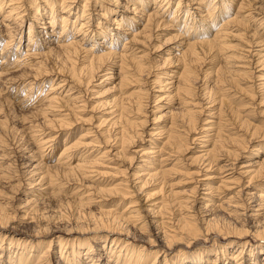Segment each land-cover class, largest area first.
I'll return each mask as SVG.
<instances>
[{"label": "rangeland", "instance_id": "374dc122", "mask_svg": "<svg viewBox=\"0 0 264 264\" xmlns=\"http://www.w3.org/2000/svg\"><path fill=\"white\" fill-rule=\"evenodd\" d=\"M23 1L24 17L17 19L16 22L8 21L13 26L15 25L14 29H8L7 24L0 23V65L4 56L2 50L10 39L13 40L11 48L7 49L10 53L9 59L13 61L17 55H21L24 58L23 60L29 63H22L18 68L7 71L9 73H5L4 78L0 79V254L3 257L0 259V264H14L19 260L16 252L17 246L14 244L19 239V242L34 243L31 250L27 248L29 258L33 255L38 257L44 253L43 259L38 261L39 264H67L66 259H63L59 253L62 249L61 243L67 246L64 247V251L69 250L70 252L71 247L81 248V256L74 261L76 264H115L117 256L112 254L113 252H109L112 237L106 239L107 234L103 233L104 239L92 240L91 238V243L95 244L92 246L93 252L85 255L87 252L86 241L91 235L89 233L94 229L91 227L94 226L96 218L101 217V215L104 216L102 213L105 209H113L117 213L126 214L123 210L125 205L129 204V200H136L134 206L140 212L139 221H147V226H145H151V228H138L140 225H134L137 222L126 221L124 225L126 228L129 227L127 232L131 236L130 242L140 246L144 244L142 241H146V246L150 250L156 251L159 249L161 256L158 264H164V258L170 259L171 264H197L199 261L196 258L199 257V251L202 250L204 255L199 258L208 259V261L205 260L204 264H212V261L216 259L215 264H234L228 256L223 254V251H225L223 248L229 249V252L225 253L230 256L233 252L241 251L240 245H244L246 242L264 245V239L257 240L256 236L251 234L253 233V224L264 218V214L262 216L256 214L258 207L254 206L258 202H264V196L261 195L264 193V176H259L252 180L251 184H248L247 174L242 173L243 170L247 169V167L242 166L249 162L253 163L255 159L261 160L264 156V90L260 86L264 79L257 77L260 74L264 75V66L253 68V71L250 72L251 69L246 68L250 66L246 60L243 63L235 62L236 66H234L232 62L235 60L231 59L232 61L228 62L227 67L224 60L220 56H216L218 53L203 54L201 56L203 61L201 60L196 66H193L195 70L193 69L194 72L192 73L195 74L193 76L195 81L193 80L192 92L194 91L193 93L196 94V102L198 101L199 104H203L207 108L203 113L198 114L196 121L201 123L202 120V123H204L203 119L208 118L207 121L218 122V119H220L216 128L220 129L219 136L223 141L222 146L219 145L208 158L195 157L199 154L198 150H202L201 147H197L200 142L196 141L194 143L189 141L188 137L181 138L178 135V140L176 136L175 140L180 145V150L178 149V153L172 152L173 155L178 154L177 159L174 160L172 156L171 159L161 164H159V161L142 163L140 154L134 153V151L151 144L148 140L151 137L145 132H150L151 127L157 126L153 123L159 116L163 117L159 119H162L161 121L166 125V128H164H169L166 130L168 133H165L163 137L174 130L178 132V128L174 130L170 128L172 117L179 116L182 109L188 108L183 99L186 100L191 97L183 91L176 93L173 90L175 86L172 87V83L167 85L166 83L171 81L167 74H161L162 79L168 78L165 84L161 85L160 82H156L158 72L178 71V68L181 67L177 56L179 55L177 54L178 50H176L179 49L177 47H179L181 39L174 37L176 31L166 28L163 24L153 31V35L150 36L151 39L147 43L140 42L142 46H134V48L138 47L137 51L131 50L128 55L131 58L133 57V60L130 61L128 58V62L125 60V65L121 62L123 59L111 60L106 69L103 68L98 71L95 67L92 70V66L89 65L92 52L104 51V45L108 46L110 44L108 42L110 36L103 38L102 35H98L97 37H91L87 42L82 40L81 46H79L81 51L75 57L76 59L66 60L64 55L60 53V42L65 40L66 37L69 40L73 34L65 37H63L64 35L60 36L61 25L55 26L53 31L50 29L52 31L50 34H45V30L42 28L44 26L43 20L37 18V15L46 19L48 8L42 0H38L37 4L41 5V9H39L41 14L36 15L31 0ZM95 1L91 0V3L88 4L90 18L82 19L89 21L86 29L96 30L99 18L100 22L106 23L115 32L114 27L116 25L112 24L110 19L115 14L110 13L106 20V18L99 15L102 9ZM244 1L259 4L264 0ZM84 2L85 0H75L73 2L69 21L77 19L82 9V6L78 8V5H83ZM154 6V4H150L145 9L146 12H152ZM43 7H45V12ZM245 9L247 8H243L242 11ZM4 13V10H1L0 19H2ZM58 13L60 19L64 13H62V8H59ZM257 18L260 19V17ZM141 22L144 21L140 20ZM31 23L37 31L40 30L34 37V43H37L38 52L41 53L39 55H27V48L35 47L29 45V25ZM246 24L242 26L243 29L240 27L242 31H239L238 27L232 28L234 36L229 37L228 41L233 45L230 49L231 53H237L235 50L236 44H240L247 33H254L253 30H257L259 21H247ZM242 32L243 34H241ZM258 32L262 33L259 30ZM12 35H14L13 38ZM74 36L78 39L81 38V35H77V33ZM262 36H259L260 39H264V33ZM16 37L18 38L15 40ZM129 37L130 34L123 35L114 48L117 51H122L125 40ZM91 47H93L91 52H88ZM31 51L29 50V52ZM141 54L143 57H137ZM168 57L170 59L166 61ZM135 60L137 63L139 60L144 63V70L138 69ZM237 66L244 68L236 71L238 70L235 68ZM230 69L234 72H230ZM125 72L130 73V76L126 75L127 78H122ZM120 78L122 79L120 80ZM175 79L176 77L173 80ZM217 80H223V82L215 84ZM160 85L163 87H159ZM222 88H226L228 91H221ZM171 90L173 91L171 92ZM49 91L53 92L58 98L57 102L51 104L48 99H38L48 94ZM132 91L137 93L132 94ZM26 92H31V102L23 100ZM226 95V99H220V96ZM213 100L215 101L212 102ZM139 101H143L146 108L144 107L143 110L141 109L142 111H138L136 115L134 112L137 111V102ZM220 104H222V107L219 110ZM213 108H216L213 110L216 113L213 116H208L209 110ZM132 113L135 119L144 120V124L141 123L143 126L141 130L144 131L143 135L139 134L140 136L133 139L135 140L134 143L140 146L136 147L134 143L128 144V141L126 142V138H124V144H127L124 145L123 149H120L119 158L111 161L113 163L109 164L107 163L109 161H107L102 166L100 165L101 170L111 172L108 178L93 176V173L82 170L66 171L62 168V166L67 165L64 162L65 159L61 160L62 151L65 147H71L76 140H79L83 132L92 131L90 132L92 136L86 139L87 141L90 138V140L94 139L97 135V139L101 141L108 137V141L111 140L110 143L108 142L110 145L113 142L112 139H115L116 133L121 130L122 126H125L127 114L129 115L126 119H134L130 117ZM122 114H124V118L119 117L120 115L122 117ZM61 119L71 123L69 124L70 127L62 130V127H59L62 123ZM126 126L129 125L126 124ZM129 129L132 132L135 131L130 126L128 132ZM43 131L46 133L43 135L44 137L49 135V137L55 139L56 147H51V149H54L53 151H43L37 146L36 139ZM206 138L208 139V136ZM117 140H120L119 134ZM157 141L155 142L161 147L162 144ZM114 143L111 145H114ZM115 146L117 145L115 144ZM189 146L193 147L190 152ZM259 148L260 151L255 150ZM88 149L94 151L95 147ZM155 149L158 150V148ZM164 149L165 152L162 151L163 153H161L160 151V154H155V156L160 157L161 154L164 157L168 156L166 152L169 148L166 149L165 147ZM78 151L75 147L69 149L68 153L72 154L73 157L71 164H76L80 159L81 151ZM97 153V151L92 152V157H96ZM204 159L212 161L210 169H207L206 165L203 166ZM149 161H152V159L150 158ZM148 164L159 168V173L163 174L161 176L164 177L163 183L153 182L151 179L147 180L146 175L140 176V171H143V168ZM231 164H235V166H230ZM204 167L205 170H202L199 174L196 173L199 168L203 169ZM226 167L231 169L228 172L234 171V177L240 180L227 183L220 182V179H224L228 173H220L226 170ZM165 169L167 172L164 174L162 170ZM204 173L209 174L208 176L212 178L209 180L204 178L206 176ZM123 179L129 181L124 183ZM144 180L147 183L142 186V190L137 188L144 184ZM197 180H199V184ZM111 181L112 184H110ZM203 181L211 183L214 188L212 196L206 194L208 191L203 188L205 185H200ZM197 184L198 189L194 188ZM161 185H163L162 188ZM198 190L200 191L198 192ZM122 191H129L130 194H127L126 198H122ZM185 198L190 199V205L193 204L192 209L181 208L183 205L180 206L182 203L180 201ZM205 199H211L212 202H208V200L206 202ZM204 201L209 204L206 209L202 208V202ZM160 202L169 203L164 204L167 208L163 206L155 215L150 210L154 207L151 203ZM219 202H224V205L227 206L219 207L216 205ZM169 208L170 212L172 211L173 213H171L177 216L188 212L187 209L195 212V226L199 230L201 229L200 231L196 230L197 237H191L194 236L195 231L192 233V230L190 232L184 230L185 233H179L178 236L172 237L174 239H171L170 243L164 239L162 230L158 233V229L150 225L152 220H161L160 217L164 215L166 217H163L164 220L166 219L165 221L171 220L169 219ZM156 209L155 207L154 210ZM208 209L215 212L219 211L214 223L208 228H204L206 224L204 223L205 211ZM230 211L237 215L234 216L233 214L234 217H228L227 212ZM249 216L251 217L249 218ZM182 220L183 218L178 220V223ZM166 225L169 224L166 223ZM212 226L213 228H211ZM262 230L264 231V228ZM228 231H235L236 234L227 233ZM239 233H241V236L238 238L236 235ZM11 240H13L12 244ZM49 243H51V249L47 250ZM153 246H155V249ZM113 247H115V244ZM248 253L241 255L243 257L242 261L244 262L246 259L248 262L245 261V264H251L252 261V256L250 257ZM192 259L197 263H193ZM11 260L14 261L11 262ZM234 260H237V258ZM263 260L264 248L260 251L258 264H262ZM72 261L70 260L69 263Z\"/></svg>", "mask_w": 264, "mask_h": 264}, {"label": "bare ground", "instance_id": "6f19581e", "mask_svg": "<svg viewBox=\"0 0 264 264\" xmlns=\"http://www.w3.org/2000/svg\"><path fill=\"white\" fill-rule=\"evenodd\" d=\"M37 1L38 0H31V3L34 4L33 7H34V12L36 15L41 14L39 11V9H41L40 8L41 5L37 4ZM74 1L75 0H42V2H44V5H46V8H48V11L46 10V14H48V15H47L46 19L41 18L40 15H37V18L43 20L44 26L42 28L45 30V34H50L53 31V29L55 28V26H59V25H61V35L60 36L64 35L63 37H65L67 35L73 34V35H71V38L69 40L66 37L65 40H61V42L59 41L61 43L60 53L62 55H64L66 60H70V61L74 60V58L76 56H78V53L81 51V48H79V46H81L82 40H83V42L84 41L87 42L88 40L91 39V37L93 38V36L97 37L98 35H102L103 38L110 36V38H109L110 40L108 41L110 44L108 46L104 45V48H105L104 51L92 52V58L89 61V65L92 66V70L95 67L98 71L99 70L101 71V69H103V68L106 69V66L110 65L111 60L114 61L116 59H123L121 61L123 65H125L126 62H128L127 61L128 58L130 59V61L133 60L132 59L133 57L131 58L128 55L130 54L131 50L135 51V52L137 51L138 47L134 48V46L140 45V42L147 43L149 41V39H151L150 36L153 35V31L155 29L159 28L163 24L166 28L168 27L171 30H174V32L176 31V33L174 34V37H176V38L179 37V39H181V42L178 45L179 47H177L179 49H176V50H178L177 54H179V55H177V56H178V61L180 62L181 67L178 68V71L172 70V71H165L162 73L158 72V75H156L157 76L156 82L157 83L160 82L161 85L165 84L168 78L165 80L162 79L161 74H167L170 77L169 79L171 81H169V83H166V84L168 85V84L172 83V87L175 86L174 87L175 89H173V88H170V89L175 90L176 93L177 92L180 93L181 91H183V92H185L191 96V97L189 96L190 99H186V100L183 99V102L186 104V107H188V108L182 109L181 114L179 116L177 115L178 114L177 113L176 117L175 116H174V118L172 117L173 120L170 124V128L171 129L173 128V130L175 128H178L179 131L177 132L174 130L172 133L169 132L170 134L166 135L165 137H163V136L165 133L166 134L168 133V131L166 132V130H168L169 128L165 129L166 125H164V122L161 121L162 119L161 120L159 119L162 116H159V118L156 119L157 121L156 120L154 121L153 124L157 125V126L151 127L149 130L150 132H145L148 134V136L151 137L150 139H148L149 142L151 144H154V145L149 144L147 147H142L139 150L134 151V153L140 154V157L142 158V163L143 162L144 163H150L153 161H155V162L159 161V164H161V163H164L165 161L171 159L172 156L174 157V160L177 159L178 157H176V156L178 154L173 155L172 152L178 153V151L180 150V145H178L177 144L178 142L176 143V140H175V136L177 138L178 135L181 138H187L188 137L190 139L189 141L194 142V143L196 141L200 142V143H198L197 147H201L202 150H198L199 154L195 157L200 156V157L208 158V156L212 152H214L219 145L222 146L223 141L221 139V136H219V132H220L219 130L220 129L216 128L217 127L216 125L219 124L220 119H218V122L217 121H207V120H209L208 118L203 119L205 121L204 123H202L203 121L201 119H200L201 123H197V121H196V119L198 118V114L203 113V111L207 107H205V105H203V104L202 105L199 104L198 101L196 102V99H195L196 94L193 93L194 91L192 92V90H193L192 86H194L193 80L195 79V77L193 78V76L195 74L193 75V73H192L195 70L193 66H196V64H198V62L202 60L201 56L203 54L208 55V54H215V53H218V55L216 54V56H220V58L224 60L226 66L229 65L228 62L232 61L231 59L235 60L234 62H232V65H234V66H236L235 62L236 63H243V62L247 61V63L250 66L249 67L247 66L246 68L251 69L250 72L253 71V68L256 69L259 66H261V67L264 66V39H260V37H263L262 34L264 33V1H261L259 4H253V2H245L244 0H241V2H239V0H122V1L121 0H108V1L96 0L95 2L97 4H99L101 9H102L101 13L99 14L100 16H102L103 18H106V20H107V16L109 17L110 13L115 14V16L113 18L110 17V19L112 20V24L116 25V27H114V29H116L115 32L113 31V29H110L106 23L100 22L101 20H99V18H98V23L96 25L98 30H97V28H96V30H93V29L89 30V28H88V30L86 29L87 23L89 21L82 20V19L87 18V17L90 18L91 14H90L89 9H88V7H89L88 4L91 3L90 2L91 0H85L83 5H78V8L82 6L80 14L78 13L79 15L77 16L76 20H74V21L70 20L69 21V14L72 12L71 5L73 4ZM247 1H250V0H247ZM189 3H190V5H189ZM23 4H24L23 0H0V12H1V10H4V12H5L4 15L2 16V19H0V23L7 24L6 26L8 27V29H14L15 25L13 26L10 22L11 21L16 22L17 19H19V18L21 19L24 17V15H25L24 11L25 10L23 9ZM150 4H154L155 6H154V9L152 10V12L148 13V12H146L145 9L147 7H149ZM43 8H44L43 9V11H44L45 7H43ZM59 8H62V13L64 12L63 16H61L60 19H59L60 14L58 13ZM243 8H247V9L242 11ZM31 10H33V9H31ZM44 15L45 14L43 13V16ZM144 16H146V17H144ZM257 17H260V19ZM140 20H143L144 22L140 23ZM252 20H254L256 22L259 21V26L257 27V30H253L254 33H251V34L247 33V35L244 37V39L242 41H240L241 43L236 44L235 50L237 51V53H235V52L231 53L230 49H232L233 45H231L230 42H228V41H229V37L234 36L232 28L238 27L239 31H242V30H240V27L243 29L242 26L247 25L246 24L247 21L249 22ZM8 21H10V22H8ZM243 22H245V23H243ZM50 29H52V31ZM258 30L262 33H259ZM39 31H37L35 29V26L32 25V23L29 25V38H28L30 41L29 45L35 46V47L34 48H30V47L27 48V55L28 54L29 55L41 54L38 52V47L36 46L37 43H34V40H35L34 37L39 33ZM212 31H213V35H212ZM250 31H252V30H250ZM76 33H77V35H81V38L78 39V37L74 36ZM125 34H130V37L126 38L125 45H124V48L122 49V51H117L116 48H114V47L116 46L117 42L120 41L122 36ZM241 34H243V32ZM13 37H14V35H12V38ZM17 38L18 37H16L15 40ZM12 40L10 39L9 41H7V43H6L7 46L5 44V47L2 50V53L4 56L1 59L0 79L4 78L3 76L5 75V73H7V71H10L13 68H18L19 66H21L22 63L29 64L28 62H26V60H23L24 58H22L21 55H17L15 60H13V61H11L9 59L10 53H9V50H7V49L11 48ZM127 44H129V45H127ZM140 46H142V45H140ZM92 48L93 47H91L88 50V52H91ZM29 50H32V51L29 52ZM226 50H228V52H226ZM137 57L141 58L143 56L141 54L140 56L138 55ZM169 59H170V57H168L166 59V61ZM125 60H126V62H125ZM241 60H244V61H241ZM136 63H137V61H136ZM143 65H144V63L139 60L137 63L138 69L142 70ZM144 67H145V65H144ZM235 68L238 69L236 71H240L244 67L237 66ZM107 70H109V68H107ZM232 71L234 72V70L230 69V72H232ZM225 72H227V71H225ZM225 72H224V74H225ZM126 73L127 72H125V74H123L122 78H127L126 75L130 76V73H127V74ZM142 73H144V72H142ZM263 76L264 75L260 74L257 77L264 79ZM174 77H176L175 80H173ZM122 78H120V80ZM217 82L220 83V82H223V80H217L215 84H217ZM161 85L159 87H163ZM260 86L264 90V81L262 83H260ZM173 90H171V92ZM221 91L226 92L228 90L226 88H222ZM131 93L135 94L137 92L132 91ZM227 94H229V93L227 92ZM30 96H31V92H26L24 94L23 100L31 102L32 100H31ZM226 97H227V95L226 96H220V99H222V98L226 99ZM38 99H40V100H42V99L47 100L48 99L51 104L58 101V98L53 94V92H50V91L48 92V94H45L42 98H38ZM214 101L215 100H213L212 102H214ZM222 103H224V102H222ZM137 105H138L137 111L136 112L132 111L136 115L138 114V111H142L144 107L146 108V105L143 101L137 102ZM221 105L222 104H220L219 110L222 107ZM123 107H126V106H123ZM198 107H200V108L196 109ZM129 108H131V107H129ZM214 109H216V108L209 110L210 113H208V116H211V115L213 116V114L216 113V112H213ZM224 111H226V110H224ZM128 113H130V112H128ZM68 114H65V115H68ZM134 114L132 113V115H130V117L134 118L133 117ZM123 115L124 114H122V117H121V115L119 117L124 118ZM128 115L129 114H127V116L125 117V122H126L125 126L124 127L120 126L121 130L116 133L115 139H112L113 140L112 143L115 142L114 145H111L112 143L110 145L108 144L109 138L107 136L106 137L108 139L106 138L104 141L97 139V135L94 139L90 140L91 139L90 138L89 141H87L86 139H88L90 136H92L90 133L92 131L88 130L89 131L88 132L86 130L87 132H83L80 135L79 140H76V142L74 144H72L71 147L70 146L65 147V149L62 151L61 154L63 156L62 155L60 156V157H62L61 160L65 159L66 161H64V162H65V164H67L66 166H62V168L66 171L82 170V171L87 172V173L88 172L93 173L94 174L93 176L108 178V176H110L111 172L109 170H105V171L101 170L100 165L102 166V164L107 162V161H109V162H107L109 164L113 163L111 161L117 160L119 158V155L121 152L120 149L121 148L123 149L124 145L127 144V143L124 144V142H125L124 138H126V142L128 141V144H130V143L132 144L135 142V140H133L134 137L140 136L139 134L143 135V132H144L143 129L141 130V127H143L141 125V123H143L144 120H139L137 118L136 119L134 118L132 120H130V118L126 119V118H128ZM61 120H62V123L60 124L59 127H62L61 128L62 130L70 127L69 124H71V123L66 122L65 119H61ZM63 120H65V121H63ZM64 122H65V124H64ZM126 124L129 125L131 128H134L135 131L132 132L129 129V132H128L129 126H126ZM214 131H216V132H214ZM45 134H46L45 131H43L42 134L38 135L39 138L36 139L37 146L40 149H42L43 151H48V152H49V150L53 151L54 149H51V147H53V148L56 147V143L54 142L55 139H53V137H49V135H48V137H44L43 135H45ZM118 134L120 136V140H117ZM194 134H196V135H194ZM201 134H203V135H201ZM206 136H208V139L206 138ZM177 140H178V138H177ZM119 141H120V143H119ZM155 141H157L158 143H161L162 146L160 147L159 145H157V143ZM110 142H111V140H110ZM115 144L117 146H115ZM134 146L137 147L140 145L134 143ZM183 146H185V145H183ZM69 147L70 148L75 147V148H77V150H79L78 152L81 151L80 152L81 157L77 161L76 164H71V160L73 157L71 156L72 154L68 153L69 149H70ZM91 147L92 148L95 147L94 151L92 149H91L92 151H89L88 148H91ZM165 147H166V149L169 148V150L166 152L168 156L164 157V155L161 154L160 157H162V158L156 157L155 154H160V151H161V153H163L162 151L165 150L164 149ZM155 148H158V150ZM194 148H196V147H194ZM187 149H188V147H187ZM185 150H186V147H185ZM191 150H193V147L189 146V152ZM255 150L260 151V148L255 149ZM95 151H97L98 153L96 154V157H92L91 153L95 152ZM69 157H70V159H69ZM150 158L152 159V161H149ZM208 160L209 159H207V160L204 159L203 166L206 165L205 167H208L207 169H210V167H212V166H210L212 161L210 162ZM206 161H208V162H206ZM155 164H157V163H155ZM230 166H235V164H231ZM230 166H228V167H230ZM115 167H111V168H115ZM205 167L203 169L199 168L196 173H198V174L201 173L202 170L206 169ZM242 167H247V169L243 170L242 173L247 174L248 184H251L252 180H254L255 178H257L259 176H264V156L262 157L261 160L255 159V161H253V163L249 162L248 164H246ZM60 168H61V166H60ZM147 168H148V170H147ZM230 170H231L230 168H227L226 170H223L220 173L228 172ZM119 171H118V173H119ZM162 171L164 174L167 172L166 169L162 170ZM159 172L160 171H159V168L157 166L154 167L153 165L148 164L145 166V168H143V171H140L139 174H140V176L146 175L147 180L151 179L153 182L163 183L164 177L161 176L163 174H160ZM233 172H228L226 174L224 179L227 181H225L224 179L221 178L220 182H226L227 183V182H233V180H240L237 177H234ZM204 175H206L204 178H206L208 180L210 178H212V177L208 176L209 174H207V173H204ZM145 180H144V184H141L137 188L141 189L142 186H145V184L147 183ZM106 181H108V180H106ZM122 181L124 183L126 181V183H127L129 180L123 179ZM197 181H198L197 183L199 184V180H197ZM98 182H100V181H98ZM204 182H206V181H203L202 183H200V185H205L203 188L207 189L208 192L206 194L212 196L214 188L212 187L210 182H206V183H204ZM110 184H112V181L110 182ZM198 184L196 186H194V188L198 189L199 188ZM162 186L163 185H161V188H162ZM247 187H248V185H247ZM218 190H219V188H218ZM220 190H221V186H220ZM199 191L200 190H198V192ZM126 192L122 191V193H121L122 198H126L127 194H130L129 191L127 193ZM194 194H197V193H194ZM261 195L263 197L264 193H262ZM118 198H120V197H118ZM181 199H183V198H181ZM188 199L189 198H187V199L185 198L183 201H180V202H182L180 204V206L183 205V207H181V208H189V210H190V208L191 209L193 208V204L190 205L191 201H190V199L188 201ZM205 200H206V202H207V200H208V202L209 201L212 202L211 199H205ZM135 201L129 200V204L125 205V208L123 211L126 212V214L125 213H117V212H115L116 211L115 209H114L115 211H113V209H105V211L102 213V214H104V216L101 215V217L96 218L95 223L93 224L94 226L91 227L94 229L92 232L89 233L91 235L88 238V241H86L87 252L85 253V255L91 254L93 252L92 246H94L95 244L91 243V238H92V240L104 239L102 234L105 233V234H107V238L105 237L106 239H109L110 237L113 238L112 243L110 245L111 248H110L109 252H111V253L113 252L112 254H115L117 256V259H115L116 260L115 264H158L159 258L161 256V251L159 249H157L156 251L150 250L149 247L146 246V243H145L146 241H142L144 244H142L140 246H139V244L136 245L133 242H130L131 236H130V233L127 232L129 230L128 229L129 227L126 228L124 225V223L126 221L137 222V223H134V225H136V226L140 225L138 228H151V226L146 227L147 221H144V220L139 221L140 220V214H139L140 212L138 211V208H136L134 206ZM248 201H250V200H248ZM206 202L205 201L202 202V208L203 209H206L209 206V204ZM168 203H164V202L151 203V205H154V207L151 208L150 210H152V212L155 215H157L159 210H161L162 207L164 206V204H168ZM199 205H201V204H199ZM216 205L219 207L227 206V205H224V202H219ZM233 205L235 206V204H233ZM254 206L258 207L257 209L254 208L257 211L256 214L262 216V214H264V211L261 212V210L264 209V202L263 201H261L260 203L258 202ZM155 207L157 208L156 210H154ZM164 207L167 208V206H164ZM170 208H169V212H170ZM210 209H212V208H210ZM189 210L187 209L188 212H186L185 214H179L178 216L172 214L173 212L171 211L172 213L171 212L169 213V219H171V220L165 221L166 219L164 220V218H163V217H165V215H164L163 217H160L161 220H158V219L152 220L150 225H152L153 228H157L158 233L160 232V230H162L163 235H164V239L168 240L170 243H171V239H174L172 237L178 236L179 233H185L184 230H188L189 232L192 230L191 231L192 233H193V231H195L194 236H191L192 238H195L198 235L196 230L200 231L201 229L199 230V228H197L195 226L196 225L195 217H194L195 212L192 210L191 211H189ZM162 212H163V210H162ZM192 212H194V213H192ZM205 212H206V216L204 217V220H205L204 223H206V224H205L204 228H208L209 226H211L214 223L215 218L217 216V212H215L214 210H209V209ZM227 213H228V215H227L228 217L233 216V214H234V216L237 215L231 211L227 212ZM237 213H238V211H237ZM256 214H255V216H256ZM250 217L251 216H249V218ZM181 218H183V220L180 223H178V220H180ZM252 218H254V217L252 216ZM166 223H168L169 225H166ZM253 225H254V227L252 228L253 233H251L250 230H248V231L251 234H253L254 236H256L257 240L258 239H261V240L264 239V231L262 230V228H264V218L261 220H258ZM249 226H251V225H249ZM0 228H1V226H0ZM211 228H213V226ZM222 231H223V229H222ZM248 231H247V233H249ZM220 232H221V230H220ZM229 232L234 234V235L236 234L235 231L234 232L228 231L227 233H229ZM236 236L239 238L241 236V233H239ZM19 240L14 243L17 246L16 247L17 257H19V260L14 264H39L38 261H41L43 259L42 257L44 256V253L38 257H35L33 255L31 258H29V252H27V250H28L27 248H30V250H31L34 247V243L33 244L28 243L27 244L26 241H22L23 242L22 243V242H19ZM12 241L13 240L10 241L11 244H12ZM235 242H238V241H235ZM114 244H115V247H113ZM61 245H62V249L59 252L61 254V257H63V259H66L67 264H76V263H74V261L79 256H81V248L77 249L75 247H71L70 252H69V250L64 251L65 250L64 247L66 246V244L64 245L63 243H61ZM77 245H79V244H77ZM36 247H38V246H36ZM153 247L155 249V246H153ZM240 247H241V251L233 252L230 256L225 253V252H229L228 248H223L225 251H223V250L222 251H223V254L228 256V258L230 260H232V263H234V264H245L246 259L243 262L242 261L243 257L241 255L247 254L249 252L248 255H250V257L252 256V261L250 263L251 264H258L257 260L259 258L260 251L262 250V248H264V245L249 244L246 242L244 245H240ZM50 249H51V243H49V247L47 250H50ZM237 250H239V249H237ZM247 250H249V251H247ZM64 252H66V254H64ZM202 255H204L203 250L199 251L198 256L200 257ZM198 256H195V257H198ZM199 257L196 258L199 261L198 263H197V261H193V259H192V262L193 263L196 262L197 264H204L206 261H208V259L199 258ZM2 258H3L2 254H0V259H2ZM36 258H38L39 260ZM236 258H237V260H234ZM36 260H37V262H36ZM70 260L71 261L73 260V261L69 263ZM216 260H213L212 264H215ZM12 261H14V260H11V262ZM164 261H165L164 264H171V262H172V261H170V259H165V258H164ZM246 263H248V262L246 261ZM262 264H264V260H263Z\"/></svg>", "mask_w": 264, "mask_h": 264}]
</instances>
